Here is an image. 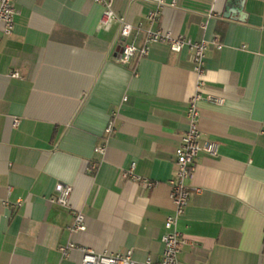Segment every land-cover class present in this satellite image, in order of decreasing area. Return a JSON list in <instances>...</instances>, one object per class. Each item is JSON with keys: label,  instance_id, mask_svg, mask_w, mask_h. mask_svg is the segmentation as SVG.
<instances>
[{"label": "crops", "instance_id": "obj_1", "mask_svg": "<svg viewBox=\"0 0 264 264\" xmlns=\"http://www.w3.org/2000/svg\"><path fill=\"white\" fill-rule=\"evenodd\" d=\"M165 1L153 23V0H113V11L141 27L137 45L148 28L208 43L199 128L218 153L200 151L188 182L201 192L178 221L181 264H264V0ZM15 11L0 35V264H81L78 247L160 260L192 54L154 44L123 67L120 25L101 29L93 0H16ZM132 163L152 188L122 176ZM58 184L72 187L68 207L50 202ZM78 211L86 230L71 232Z\"/></svg>", "mask_w": 264, "mask_h": 264}, {"label": "built area", "instance_id": "obj_2", "mask_svg": "<svg viewBox=\"0 0 264 264\" xmlns=\"http://www.w3.org/2000/svg\"><path fill=\"white\" fill-rule=\"evenodd\" d=\"M95 3L102 7V16L100 19V28L103 30H110L111 27L118 23L119 37L122 40L120 53V63L123 67L131 64L134 57L137 55L145 57L149 54L150 47L154 44H165L171 51L180 53L184 49L192 54L194 62V73L197 76L196 92L189 101L187 110V123L188 128L180 138V143L175 149V176L170 180V196L174 204V212L170 214L165 222V233L161 238L163 244V252L161 259L154 261L152 258L147 257L143 261H137L133 257L131 250L125 252H110L102 251L97 252L91 249L78 247L82 251L81 264H181L180 253L181 248L188 241L183 237L182 233L178 230V221L184 215L188 206L189 199L192 193H200L201 189H192L188 182L193 178L196 170V159L200 151H206L211 155L218 153V145L213 141L201 143V131L199 128L200 111L198 102L203 99V91L206 87L205 80V60L208 43L205 40L193 41L189 38L174 35L170 31L163 29L148 28L144 30V38L141 45L136 44L137 33L142 29L141 27H134L123 16H117L113 11V0H93ZM16 0H0V35L10 36L14 30V16ZM156 8L152 10L147 19L150 23L157 20L161 9L167 4L165 0H153ZM175 4V0L172 5ZM217 49H222L224 44L221 37L215 35L211 42ZM17 72L13 76H18ZM209 101L215 103H222L221 99L208 98ZM19 120L15 119L14 126H17ZM114 131V122L109 121L105 133L111 134ZM96 152L103 153L105 144L98 145ZM135 165L124 170L122 176L130 178L136 182H141L152 188L156 183L146 178H142L135 174ZM97 164L92 163L89 168L90 173H95ZM57 195L50 198L51 203H56L62 207H68L70 197L72 194V187L69 185L58 184L56 187ZM18 205L21 204L19 201ZM0 205L8 206L7 201H0ZM71 232L86 230L85 215L82 212L74 213L73 224L69 227ZM76 248L74 244L61 246L60 252L66 256L68 252Z\"/></svg>", "mask_w": 264, "mask_h": 264}, {"label": "water", "instance_id": "obj_3", "mask_svg": "<svg viewBox=\"0 0 264 264\" xmlns=\"http://www.w3.org/2000/svg\"><path fill=\"white\" fill-rule=\"evenodd\" d=\"M122 51V47H121V45H120V52Z\"/></svg>", "mask_w": 264, "mask_h": 264}]
</instances>
